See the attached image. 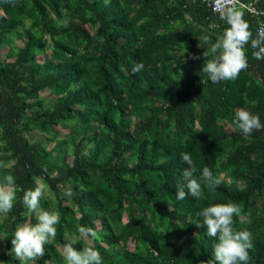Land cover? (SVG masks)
<instances>
[{
  "label": "trees",
  "instance_id": "obj_1",
  "mask_svg": "<svg viewBox=\"0 0 264 264\" xmlns=\"http://www.w3.org/2000/svg\"><path fill=\"white\" fill-rule=\"evenodd\" d=\"M245 19L255 35L258 19L247 10ZM227 27L192 0H0V180L13 175L17 195L0 216V264H20L8 252L17 225L37 222L21 200L39 177L48 186L40 206L61 221L38 264H65L79 226L97 230L91 246L102 264L212 260L217 239L197 228L198 213L228 202L248 220L234 216L236 230L252 233L248 264H264V129L245 137L234 124L239 108L264 124V60L248 45L249 67L236 79L203 85L204 59L191 58L208 48L199 36L215 40ZM34 132L60 143L49 148ZM182 153L199 199H176L189 167ZM204 167L219 186H207Z\"/></svg>",
  "mask_w": 264,
  "mask_h": 264
},
{
  "label": "clouds",
  "instance_id": "obj_2",
  "mask_svg": "<svg viewBox=\"0 0 264 264\" xmlns=\"http://www.w3.org/2000/svg\"><path fill=\"white\" fill-rule=\"evenodd\" d=\"M213 11L219 13V20L228 25L221 35L215 40L210 35L204 34L198 37V47L208 45L202 56L193 54V60L204 59L202 72L206 74L207 80L201 79L203 85L208 82L220 83L236 79L242 70L249 67L246 46L250 45L252 57L256 60H264V24L259 25L255 35L250 30V24L245 19L246 10L253 11L250 6L242 0H213ZM264 15V13H261ZM208 28H218L216 22L209 23ZM144 69L143 63L132 67V73L136 74ZM234 124L242 135L250 137L254 130L264 129L258 114H253L245 108H239L235 112ZM181 159L189 167L183 173L185 184L178 185L176 199L183 201L187 196L199 199L202 194V186L198 179L194 178L195 165L190 153H182ZM7 164L0 160V168ZM47 172V168L44 169ZM52 178L58 174L53 172ZM202 178L209 188L221 184V178L214 175L209 167L202 170ZM34 189L24 191L22 204L28 213L35 214L36 223L25 221L17 225L14 236L11 239L12 248L8 255L13 254L20 264H29L45 256V246L51 245L57 236V225L60 224L61 214L55 210H43L40 206L44 198L47 184L43 177L36 179ZM64 195L71 197L73 192L68 188ZM17 199L15 177L11 174L5 175L0 180V215L8 214L14 207ZM241 207L233 202L216 203L203 208L198 216L201 222L196 224L197 228H206L210 237H215L217 243L213 250L212 260H200L199 264H248L250 260L249 249L252 247V233L247 230H236L234 228V216L240 217V223L248 220L241 216ZM78 237L73 238L63 248L65 264H102V255L96 250L92 243L98 239V232L92 227L79 226ZM84 243V247L77 248L75 245ZM47 264V262H46Z\"/></svg>",
  "mask_w": 264,
  "mask_h": 264
},
{
  "label": "rangeland",
  "instance_id": "obj_3",
  "mask_svg": "<svg viewBox=\"0 0 264 264\" xmlns=\"http://www.w3.org/2000/svg\"><path fill=\"white\" fill-rule=\"evenodd\" d=\"M13 42H15V44H17V46H19V45H23V39L22 38H20L19 37V39H18V37H15L14 39H13ZM8 53V47L7 46H5L4 47V49H3V54L4 55H6ZM43 96H49V93L47 94V92H45L44 94H43ZM59 130H61V132H62V134H63V137H61L60 139H69L68 137V133H69V130H64V129H62V128H59ZM33 137H35L34 139L35 140H38V141H42L43 143H45L49 148H52V147H54L57 143H60V141L59 140H55V139H53L52 138V135H44V134H41V133H38V132H34L33 133ZM1 217H3L4 216V214L3 215H0ZM68 239H73V237L71 236V237H68ZM29 264H38L37 263V261H35V262H29Z\"/></svg>",
  "mask_w": 264,
  "mask_h": 264
},
{
  "label": "built area",
  "instance_id": "obj_4",
  "mask_svg": "<svg viewBox=\"0 0 264 264\" xmlns=\"http://www.w3.org/2000/svg\"><path fill=\"white\" fill-rule=\"evenodd\" d=\"M192 1L194 2L200 1L203 4H205L210 10L213 11V7H214L213 0H192ZM262 1L263 0H252V1L247 2L245 0H242L243 3L248 4L250 8L253 9V11H248V12L254 15L258 19L257 30H258L259 25L264 24V20H263L264 15L261 14V13H264V9L260 7V3ZM214 13L219 14L218 12H214Z\"/></svg>",
  "mask_w": 264,
  "mask_h": 264
}]
</instances>
